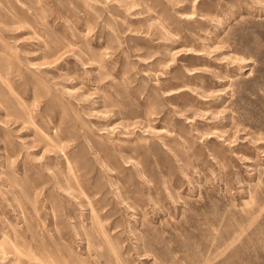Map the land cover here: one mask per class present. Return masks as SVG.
Wrapping results in <instances>:
<instances>
[{
    "label": "rangeland",
    "instance_id": "rangeland-1",
    "mask_svg": "<svg viewBox=\"0 0 264 264\" xmlns=\"http://www.w3.org/2000/svg\"><path fill=\"white\" fill-rule=\"evenodd\" d=\"M0 75V264H264V0H0Z\"/></svg>",
    "mask_w": 264,
    "mask_h": 264
},
{
    "label": "bare ground",
    "instance_id": "bare-ground-1",
    "mask_svg": "<svg viewBox=\"0 0 264 264\" xmlns=\"http://www.w3.org/2000/svg\"><path fill=\"white\" fill-rule=\"evenodd\" d=\"M3 41V40H2ZM183 48V47H182ZM180 50V49H179ZM176 51V53H178V52H180L179 53V55H181V54H183V52L180 50V51ZM198 51H200V50H197V49H194V48H186V52L185 53H192V52H195V53H200V52H198ZM15 53V52H14ZM174 53V52H173ZM95 60H97V61H101L102 60V58H100V57H98V58H96ZM0 78L3 80V75H0ZM5 80V79H4ZM9 87H10V85H9ZM66 88V87H65ZM180 90H185L186 89V86L185 87H182V88H180V87H178ZM13 88H11L10 90L14 93L15 91L14 90H12ZM22 99V98H21ZM19 104V103H18ZM25 105V104H24ZM23 110V109H22ZM32 121V120H31ZM30 122V121H29ZM33 125V124H32ZM36 127H38L37 125H36ZM11 130V129H10ZM46 134V133H45ZM27 135V134H26ZM211 135V134H210ZM46 136V135H45ZM210 137V136H209ZM25 138V137H24ZM62 144V143H61ZM54 145L56 146V144L54 143ZM57 147V146H56ZM33 148V147H32ZM91 151V150H90ZM173 151V150H172ZM64 155V154H63ZM40 157V156H39ZM65 157V156H64ZM12 159V158H11ZM66 159V158H65ZM70 165V164H69ZM71 169V168H70ZM50 172V171H49ZM78 185V184H77ZM242 185V184H241ZM247 204V203H246ZM8 239V238H7ZM16 248V247H15Z\"/></svg>",
    "mask_w": 264,
    "mask_h": 264
}]
</instances>
